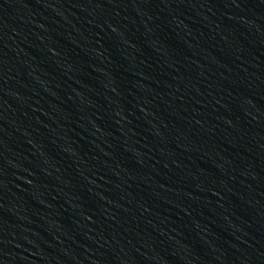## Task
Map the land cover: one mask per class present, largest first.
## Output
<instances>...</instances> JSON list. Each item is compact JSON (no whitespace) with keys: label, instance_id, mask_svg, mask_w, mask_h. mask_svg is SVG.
<instances>
[{"label":"water","instance_id":"95a60500","mask_svg":"<svg viewBox=\"0 0 264 264\" xmlns=\"http://www.w3.org/2000/svg\"><path fill=\"white\" fill-rule=\"evenodd\" d=\"M0 264H264V0H0Z\"/></svg>","mask_w":264,"mask_h":264}]
</instances>
